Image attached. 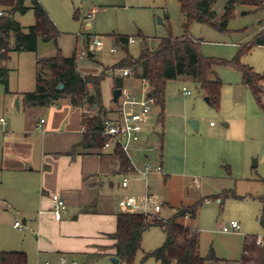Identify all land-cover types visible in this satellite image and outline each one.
I'll return each instance as SVG.
<instances>
[{"label": "rangeland", "instance_id": "rangeland-1", "mask_svg": "<svg viewBox=\"0 0 264 264\" xmlns=\"http://www.w3.org/2000/svg\"><path fill=\"white\" fill-rule=\"evenodd\" d=\"M39 2L60 31L57 45L41 37L36 52L11 51L8 62L13 81L20 80L24 87L30 89L35 87L36 59L57 54L58 46L65 56L77 52V67L81 72L98 71L105 75L102 80L103 100L112 104L114 75L122 72L119 68L115 69V73L112 72L116 63L128 56L137 58L144 47L157 48L161 39L181 37L187 31L201 43L199 49L203 56L233 61L239 55L241 64L252 67L255 72L264 73V45L253 44L256 35L264 29V8L258 10L238 6L236 14L228 22L227 30L194 22L186 31L185 17L178 0ZM227 2L217 0L213 4L216 19L224 14ZM25 4L31 6V0H26ZM14 17L25 31L36 22L33 8L23 14L17 12ZM88 22L91 25H87ZM114 34L133 37L135 42L124 45ZM97 36H102L101 47L94 43ZM111 47H115L116 51L111 52ZM83 50H91L94 56H82ZM213 68L215 72L209 78L222 83L219 105H212L207 100L205 90L190 76L168 81L164 121L157 128L159 134L157 132L151 138V142L158 144L159 149L149 151V159L136 158L141 162L164 166L163 173L151 177L148 182L149 190L164 203L159 214L162 218H172L182 205L199 204L196 217L178 218V221L199 230L201 257H208L211 249L214 250L216 258L207 259L204 264H240L244 235L261 233L256 232V228L263 230L258 220L261 201L256 197L264 193V93L261 105L251 89L243 83L244 76L240 69L222 62ZM122 80L123 83L127 81L130 88H142L138 78L122 74ZM184 87L191 94H186ZM261 88L264 92V81ZM3 90L2 86L0 113L4 112ZM82 107L86 116H92L96 111L87 104ZM106 108L111 110L113 106ZM191 120L198 121L197 129ZM1 142L2 134L0 149ZM255 159L257 166H253ZM145 185L144 180L132 183L124 194L140 198L146 193ZM136 186L139 191L135 189ZM225 191H235L243 197L225 196ZM0 214L2 219L9 216V213ZM232 220L240 223V231H222L223 225H229ZM2 231L0 228V238H3ZM22 232L29 233L26 230ZM30 235L32 237L28 235V245L33 247V240L37 239L35 234ZM166 236V231L160 225H152L147 229L133 264H160L150 252L164 245ZM71 257L67 256L68 259ZM76 259L82 263L84 258L77 256ZM48 260L57 262L52 258ZM29 264L37 262L32 263L29 259ZM88 264L114 263L105 257L94 259Z\"/></svg>", "mask_w": 264, "mask_h": 264}, {"label": "crops", "instance_id": "crops-1", "mask_svg": "<svg viewBox=\"0 0 264 264\" xmlns=\"http://www.w3.org/2000/svg\"><path fill=\"white\" fill-rule=\"evenodd\" d=\"M10 54L8 60H1V65L8 67ZM113 69L115 73L116 68ZM78 71L82 75H101L98 71ZM122 72L115 74L114 80L122 78ZM23 84L20 80L13 81L10 69L8 91L3 87L4 112L0 113L6 118L5 124L0 123V212L9 213L7 218L0 216V228L3 229L0 253L23 252L27 264L29 259L32 263L42 264L48 258L58 261L60 256H73L71 259L75 260L77 256L83 257L82 263L77 260L79 264L105 257L110 259L115 256L117 215L122 212L118 200L132 183L140 180L134 179L128 187L122 188L120 161L115 153L102 147L80 145L87 133L83 107L73 106L68 98L50 106L25 105L23 94L35 89L36 74L33 89ZM16 99H19V109L15 106ZM103 103L106 107L113 106L111 115L116 111L113 99L112 104L104 100ZM155 111L159 115L158 109ZM42 118L45 123L39 128ZM160 125L161 119L157 128ZM157 132L160 131L157 129ZM136 157L146 160L149 154L136 152ZM159 157H162L161 153ZM138 163L143 162L138 160ZM135 189L139 191L137 186ZM53 194H61L67 204L60 220L52 213ZM20 220V226H16L15 222ZM262 229H254L261 232L256 236L264 238ZM24 230L29 236L35 234L37 240H33V247L28 245L29 236L22 232ZM246 235L254 234H245L244 238Z\"/></svg>", "mask_w": 264, "mask_h": 264}, {"label": "trees", "instance_id": "trees-1", "mask_svg": "<svg viewBox=\"0 0 264 264\" xmlns=\"http://www.w3.org/2000/svg\"><path fill=\"white\" fill-rule=\"evenodd\" d=\"M180 10L185 17L186 31L194 22L211 25L219 30H227L228 22L234 16L238 6H248L254 9L264 8V0H228L224 14L216 19L213 4L217 0H178ZM26 0H0L4 14L0 16V60H8L11 51H37L39 38L54 41L57 45L60 31L39 2L31 0L32 5L26 6ZM33 8L36 22L25 31L24 26L15 19L17 12L26 13ZM119 42L127 44L128 36L114 34ZM198 40L187 33L181 37H167L160 40L157 48L144 47L139 57H125L115 64V68H131L134 78H146L150 84L152 96L156 100L159 118L164 121L167 83L182 76H190L200 84L205 94L214 106H218L222 91L220 80L209 78L218 62L231 64L243 73V83L253 92L259 104L262 103V83L264 73H258L252 67L241 64L239 55L233 61L205 57L199 49ZM264 45V29L259 32L254 43ZM126 47V46H124ZM57 54L41 57L37 60L36 87L24 92V104L28 106H50L62 98H68L73 106L84 104L95 107L92 116H84L87 129L81 146L86 148L102 147L105 137L100 133L103 121L114 109H107L103 103L101 82L105 75H82L77 69V52L65 56L57 46ZM10 69L0 64V86L8 91ZM59 83L65 84L59 89ZM121 77L115 78V88L123 87ZM117 102H115L116 104ZM108 115V116H107ZM120 161V172L129 169L130 161L125 152L114 151ZM225 196L241 198L235 191H225ZM220 195V193H219ZM261 201L262 209L258 220L264 228V194L256 197ZM198 203L182 205L175 215L169 219L149 218L142 213L120 212L117 215L118 224L114 234L115 256L121 264H133L136 252L141 246L144 232L152 225H160L166 231L164 245L150 252L160 264H204L207 259H215L211 249L208 257L199 253V230L186 226L178 218L196 217ZM86 210H88L86 208ZM256 235H246L243 241V254L240 264H264L263 244L256 243ZM0 264H27L26 254L18 251L0 253Z\"/></svg>", "mask_w": 264, "mask_h": 264}, {"label": "built area", "instance_id": "built-area-1", "mask_svg": "<svg viewBox=\"0 0 264 264\" xmlns=\"http://www.w3.org/2000/svg\"><path fill=\"white\" fill-rule=\"evenodd\" d=\"M0 4V16L4 14V10ZM94 43L101 47L103 46L102 36H97ZM127 43L135 42V38L129 37ZM111 52L116 51L115 47H111ZM82 56L88 54V51H82ZM1 62V60H0ZM124 76L131 78L133 76L130 67L122 69ZM141 82V89L136 90L127 85L121 87L122 92L116 103V111L111 117L103 121L100 133L105 137L103 148L107 150L122 151L130 161V167L125 172L120 173L122 188L130 185L134 179L146 181V193L140 198L133 195L121 196L118 200V205L122 212L142 213L149 218H162L161 214L164 203L160 202L156 195L149 190V179L154 174H162L163 169L160 164H153L148 161L142 164L138 163L136 152L147 154L149 151L159 149L158 144L151 142L152 135L156 134L157 123L159 116L156 113V100L148 93L151 92V87L146 78H138ZM186 94H191L189 89L183 88ZM92 110L95 107H90ZM0 123L5 124L6 118L0 116ZM45 119H40L39 128H43ZM213 124V122H212ZM53 209L52 213L56 220H60L63 216V211L67 204L61 194H53ZM206 201H209L206 200ZM20 221H16L15 225L20 226ZM241 225L238 221L232 220L229 225H223L221 228L225 233L239 232ZM257 244H263V238L257 236ZM45 264H79L77 260L68 259L67 256H60L56 263H51L48 260Z\"/></svg>", "mask_w": 264, "mask_h": 264}, {"label": "water", "instance_id": "water-1", "mask_svg": "<svg viewBox=\"0 0 264 264\" xmlns=\"http://www.w3.org/2000/svg\"><path fill=\"white\" fill-rule=\"evenodd\" d=\"M88 55H92V52L89 51V52H88ZM64 85H65V84H63V83H59L58 88L61 89V88H63ZM121 92H122V89H121L120 87L115 88V89L113 90V100H114V102H117L118 98H119L120 95H121ZM151 95H152V93L149 92V93H148V96H151ZM207 100H209L208 97H207ZM15 106H16L17 109H19V99H16V101H15ZM190 122H191V124L195 127V129L198 128V127H197V122H198V121H196V120H191ZM253 166H257V160H256V159H255L254 162H253ZM110 260H111L114 264H119V262H120V258H118L117 256H111Z\"/></svg>", "mask_w": 264, "mask_h": 264}]
</instances>
